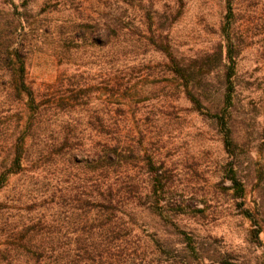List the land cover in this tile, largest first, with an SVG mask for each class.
Wrapping results in <instances>:
<instances>
[{"label":"rangeland","instance_id":"374dc122","mask_svg":"<svg viewBox=\"0 0 264 264\" xmlns=\"http://www.w3.org/2000/svg\"><path fill=\"white\" fill-rule=\"evenodd\" d=\"M5 1L0 0V9H9ZM169 1L146 0L145 3L150 6L153 2L154 11L163 9ZM227 1L186 0L170 32L179 54L189 57L212 51L219 44L227 45L223 31L230 21ZM13 2L23 13L26 12L23 5L28 8L25 16L28 15L26 26L30 31L51 26L55 34L41 36L44 42L41 51L35 49L29 62V81L37 93H54L61 86L63 75L65 86L79 82L90 89L84 99L90 104L72 112L82 148L87 151L94 143L107 139L101 132L102 121L106 119L117 138L124 145H132L136 153L130 171L126 166L121 167L120 179L130 175L136 184L144 185L155 178L154 167L162 168L161 179L166 187L159 195L163 201L158 213L150 215L146 210L155 200L154 195L147 198L142 189L133 194L136 228L147 236L151 245L167 246L170 264H264V0H232L233 39L238 49L234 55L238 93L234 119L239 125L241 142L249 144L240 155V175L247 186L244 200L236 197L227 179L226 168L232 158L227 153L222 128L206 110H196L181 83L165 72L162 57L153 48L149 47L146 55L139 53L131 82L121 88L107 83L111 70L108 72L98 46L83 44L79 53L69 50L62 64L55 58L58 43L65 39L70 42L69 26L79 21L77 18H99L105 8L102 3L96 0ZM137 20L139 23L141 19ZM64 25L65 34L60 36L57 29ZM214 83L217 87V77ZM126 86L130 88L127 94ZM23 110L26 114L25 106ZM92 118H95L94 128L90 125ZM115 120L117 126L113 125ZM147 156L153 158V166ZM39 165L24 175L10 176L7 186L0 191V201L22 200L9 204L4 214L9 222L46 214L42 207L27 210L29 197L31 200L39 197L45 190L42 183H48L46 179H51L60 189L59 202L67 187L66 170L72 171L67 188L71 195L75 194L71 186L81 185L86 191L91 181L103 179L73 162L66 166L61 155L49 164ZM13 205L15 209L11 208ZM246 211L251 218L245 216Z\"/></svg>","mask_w":264,"mask_h":264},{"label":"trees","instance_id":"16d2710c","mask_svg":"<svg viewBox=\"0 0 264 264\" xmlns=\"http://www.w3.org/2000/svg\"><path fill=\"white\" fill-rule=\"evenodd\" d=\"M96 1L105 7L100 17L77 18L79 21L67 30L70 42L65 39L58 43L55 58L62 64L69 50L79 53L83 44L98 46L108 72L111 70L107 83L121 88L131 82L139 53L146 55L149 47L153 48L161 55L165 72L181 83L196 110H206L222 128L226 150L232 158L226 168L227 179L236 197L244 200L247 186L240 175V155L249 144L241 142L239 125L234 119L238 94L234 55L238 49L233 39L232 0L227 1L230 21L223 28L227 45L219 44L212 51L189 57L179 54L170 38L171 28L181 16L186 0H170L163 9L154 11L153 2L148 6L146 0ZM4 4L10 7L0 9V191L7 186L10 176L24 175L39 168V164L53 162L59 155L66 166L73 162L103 179L98 182L91 177L97 180L91 181L86 191L81 185L77 188L70 185L75 190L71 195L67 188L72 171L66 170L68 179L64 181L67 187L63 189L62 202L58 201L60 189L56 183L46 179L48 183H42L45 190L39 197L32 200L29 197V202H25L27 210L42 207L46 213L34 219L9 222L4 219L9 204L22 200L0 201V264H170L167 246L154 248L136 228L133 197L137 189H142L147 198L154 195L155 200L146 210L150 215L158 213L163 201L159 195L166 187L161 179L162 168L154 167L155 178L144 185L136 184L130 175L120 179L121 167L126 166L130 171L136 153L132 145H124L117 138L106 119L102 121L101 132L107 139L94 143L87 151L82 148L72 112L90 104L84 101L89 87L79 82L65 86L63 75L61 86L54 93L39 95L29 81V62L35 49L41 51L40 45L44 44L41 36L55 34L51 26L30 31L26 26L28 15L25 16L28 8L23 5L26 11L23 13L13 0ZM138 18L141 20L136 23ZM63 30L66 31L65 25L59 26L57 33L63 36ZM129 91L126 86L124 93ZM215 95L219 98L217 102ZM117 124L113 121L114 126ZM90 125L94 128L95 118L90 119ZM79 156L83 158L78 160ZM147 160L153 166V158L147 156ZM11 208L15 209L14 205ZM245 216L251 218L248 211Z\"/></svg>","mask_w":264,"mask_h":264}]
</instances>
